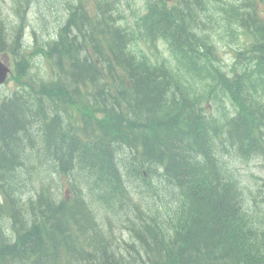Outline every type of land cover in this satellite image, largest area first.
Returning <instances> with one entry per match:
<instances>
[{
  "label": "trees",
  "instance_id": "1",
  "mask_svg": "<svg viewBox=\"0 0 264 264\" xmlns=\"http://www.w3.org/2000/svg\"><path fill=\"white\" fill-rule=\"evenodd\" d=\"M96 1L103 4V9L108 12L106 25L92 31L91 56L87 54L81 59L79 53H75L74 74L78 76L77 79L88 77L92 84L99 82L101 86L86 99L80 94L75 96L77 87L69 81L70 79H62L64 94L54 96L63 104L75 107L82 116L89 110V104H99L100 116L97 119L90 117L84 123L69 129L65 127L59 115L55 120L45 123V114L52 109L43 106L40 114L44 115L41 126L45 127L42 143L45 158L50 160L60 174H67L71 167L81 172L82 176L93 175L96 183L102 188V197L110 198L120 189L117 188L119 180L113 179L110 174L115 169V157L118 156L117 152L120 154V150L129 144L130 148L123 161H126L129 167L133 166V169L128 170L124 163H121L122 172L136 169L153 171L159 167L167 187H179L185 201L189 202L191 199L186 208L179 207L182 213L176 216L178 222L172 225L165 235L164 245L162 242L157 243L161 248L170 249L167 259L171 261H167V264H216L213 253L219 252L220 249L225 254L220 264H262L264 257L260 256L258 243L247 244L242 236V232L246 233V218L240 213V203L246 201L250 194H247V189L239 184L235 177H228L230 171L224 157L239 159L241 156L237 151L247 154L252 148L254 153L261 152L256 146L259 136L264 135V107L252 94L257 92V88L258 91L264 90V46L256 45L252 51V66H248L249 69L246 68L242 74L223 75L217 70L215 57L211 55L215 49L210 37L200 29L195 13H189L177 6L170 9L166 6H154L149 8L144 16L137 14L133 28L128 25L122 27L117 23L118 19L122 18L121 13L117 11L118 0ZM206 1L208 0H202L201 4ZM73 3L69 1V4H63L60 9L62 17L66 12L72 11ZM26 4H23L24 11L27 10ZM214 5L217 4L212 3V6ZM249 8L257 11V6L251 5ZM127 10L135 14L131 8ZM67 19L61 18L58 22ZM71 21L76 22V19L72 17ZM247 21L249 25V20ZM93 24L97 26V19ZM29 25L20 24L17 32L15 30L8 38L0 31L1 55L9 53L14 61H23L22 55L26 49L22 35ZM45 27L41 30L31 28L32 42L38 35L39 42H42L43 37L39 33L44 32L42 34L45 35ZM251 28L257 40L264 42V30L254 21L248 26L249 32H252ZM76 29L80 34V28L76 26ZM83 30L87 29L84 27ZM99 32L105 35L97 38L96 34L99 35ZM144 39L150 43L157 39L164 40L178 51L181 64L191 63L193 70L199 67L210 71L197 77L204 78L211 87L216 85L231 92L229 98L235 107V115L224 124L213 122L209 129L202 114L196 116L186 111L189 108L196 110L202 104L200 100H187V86L183 79L164 73L157 75L148 72L145 64L140 68L133 67L132 54H141L138 45L141 43L139 40ZM76 43L67 39L63 42L71 48H74ZM61 48L51 46L47 47V51L50 57L54 58L63 53L64 46ZM212 68L213 70H210ZM172 79L184 86L178 90ZM130 83L134 86L131 91ZM185 103L186 110L182 107ZM22 106H27L23 110H36L39 109L40 103L30 101L28 94L10 93L9 98L6 97L0 105V264H46L49 256L56 250L54 242L58 237L64 236L66 249V239L73 242L75 238L85 237L82 218L86 212V203L78 194H73L68 201L62 199L56 202L43 185L37 191H25L20 185L17 189L10 188L15 184L13 181L20 178V172L24 169L21 163L24 148L9 150L7 146L12 139L9 138L11 133H8L5 122L13 120L17 109ZM132 106L143 113L139 115H144L147 125L135 117ZM183 114V119H180ZM20 116L13 120L11 126ZM221 127L224 133L219 132ZM133 138L136 139L134 144L130 142ZM222 138L223 142L220 141L215 146L216 149L223 146L219 156H216L212 140ZM175 139L178 142L185 140L184 145L180 147ZM189 157L193 159L192 164L188 162L189 165H184L185 159ZM29 176L28 174V178ZM172 176L180 180L172 182ZM135 207L150 222H161L162 216L159 212L151 210L143 203H136ZM70 208L76 211H67ZM129 210L131 212V206ZM128 219L129 226H135L139 222L136 216ZM103 240L101 236H92L77 252L86 254L88 249ZM202 250H206L204 256ZM193 251L197 256L192 257V260L196 261H188V253ZM202 256L207 262L199 263Z\"/></svg>",
  "mask_w": 264,
  "mask_h": 264
},
{
  "label": "rangeland",
  "instance_id": "2",
  "mask_svg": "<svg viewBox=\"0 0 264 264\" xmlns=\"http://www.w3.org/2000/svg\"><path fill=\"white\" fill-rule=\"evenodd\" d=\"M55 1H59L58 4H57L56 13L62 17V12H61L60 9L63 7V4L64 3H68L69 4V1H74V0H63V1L55 0ZM133 1L137 2V0H133ZM217 6L218 5L212 6V4H209L207 6V10L209 11V10H211L214 7H217ZM259 7L262 9L261 3L259 4ZM29 24H30L29 27H27L25 29V32L22 35L23 41H24V39H29L31 41V38L28 37V33H31V28H34L36 30H41L43 27L46 26L45 28L47 29L48 26H49V23L46 20H43V19H41V21H40V19H38V20L35 19L33 22H31ZM42 33H44V32H42ZM42 33H39V34L41 36H43ZM219 45H223V44L220 42ZM140 46H141L142 51H143L142 44ZM142 51L140 50L141 53H142ZM221 55H222V58L224 60L225 65H226L225 71L228 72L229 69H230V66L233 63L232 62V59H233L232 54L230 53V51L228 50V48L222 47L221 48ZM36 60H37L36 63L38 65L43 64L42 60H40V59H36ZM195 81L197 83V80H195ZM12 87H13V85L10 82L8 84H5L4 86L0 87V99L3 98L8 93H10L11 90H12ZM201 91L204 92L203 89H201ZM23 109H24L23 107H20V108L17 109L18 111L16 112V115H18V116L16 117V115H15L14 116V119L15 118H18L22 114ZM13 120L10 121V119H9L8 122H5L7 124V127H8V133H11L10 136H9V138L12 139L11 142H10V144H8L7 147L9 148V150H19L20 148H22V146L25 145L26 136L27 135L24 134V129H25L24 127H25V125L23 123H21L20 121L15 122L14 125L11 126V124L13 123ZM211 125H213L212 122H210L208 124V127L211 126ZM169 136H172V135L169 134ZM30 139H31L32 142L37 143V137L35 135H32V136L30 135ZM175 141H176V144L179 145L180 147H182L184 145L183 143H185V140L183 142H178L175 139ZM216 144L217 143L215 141H213V145H216ZM222 148H223V146L219 147L218 150H220V152H221ZM115 151H118V150H115ZM117 154H118V152H117ZM225 161H226L227 166L229 167V171L234 175V177L237 180H243L244 184L247 185L248 187H250L251 189H254L253 188L254 187V181L250 177V175H254L255 177H262V176H264L263 171H261V169H260V161L259 160H254L249 165H246L243 162H240L238 160V158H231V157H228L227 158V156H226V158L224 157V162ZM62 162L63 163H66L64 160H62ZM188 162L192 164L193 159L191 157L186 158L185 159V162H184V165L186 163L188 164ZM121 163H124V166L127 167L128 170H129V168H130V170L133 169V166L132 167H129V165L127 164L126 161H122ZM33 164H35V163H33ZM44 166H42V164L36 165V168L34 170V173H33L32 177H31V179H28V173L26 172L27 168L22 169L21 172L19 171L21 173L20 178L17 179V180L15 179V181H13V183H15V184H13V185L10 184L11 185L10 188L17 189L18 186L20 185L23 189H25V191L26 190H32L34 188H37L38 187V183H42L44 181V178H45L47 180V183L49 182V184H56L59 187L60 193L57 195V198L58 199L59 198H62L64 196V194H65L64 192H65L66 184H67L66 179L63 178V177H54V178H52V180L49 181V176H47V173H46V170H45V167ZM19 172L17 173V175L19 174ZM69 175H70L69 176V179H75V181H77L81 185L85 181L84 180V176L81 175V172L75 173V171H73V174H69ZM132 186L139 193L138 196L135 198L137 201H139V200H145V199H149L150 198L149 195H148V193H147V191L149 190L148 188H145L142 185V187L144 189V197H145V199H143L144 198V197H142V193L143 192L140 189L136 188V186H134V185H132ZM82 187L85 189V191H86V188H88V187H89L90 190H93L94 191V189L91 187L90 183H88V182L85 183V185H82ZM159 187H162V186H159ZM157 190H158V188H157ZM67 196H68V194H67ZM247 202H248V205L252 207L253 201L251 200L250 197L247 199ZM149 204H150L149 205L150 207H152V206L158 207V205H160L161 202H159L158 200H155V201H149ZM67 211H76V210L73 209V208H70ZM158 212L159 213H162V214H166V212H164L162 210H159ZM125 213H126V215L130 219L133 217V216L132 217L129 216V213H130L129 206H127L125 208ZM127 216H126V219L128 218ZM115 224H118V223H114V225ZM121 227H122L121 225H118L117 232L115 233V235L113 237V241L115 243H119V240L120 239L124 240L125 242H128V235L125 234V233L124 234L122 233V230H121L122 228ZM66 241H67V243L69 245L72 244V241L71 240L66 239ZM98 252L100 253V251H98ZM202 252H203V256H204L206 254V250H202ZM195 255L197 256V254H193L192 257H196ZM203 256H202V258L199 259V261H200L199 263H205V262H207V261H204L203 260ZM189 260L190 261H196L195 259H193V260L192 259H189ZM189 264H193V263H189Z\"/></svg>",
  "mask_w": 264,
  "mask_h": 264
},
{
  "label": "bare ground",
  "instance_id": "3",
  "mask_svg": "<svg viewBox=\"0 0 264 264\" xmlns=\"http://www.w3.org/2000/svg\"><path fill=\"white\" fill-rule=\"evenodd\" d=\"M75 1V0H74ZM73 1V2H74ZM38 19H40V18H36V20H38ZM40 21H41V19H40ZM64 21V20H63ZM197 22V21H196ZM40 23V22H39ZM41 26V25H40ZM19 27V26H18ZM16 32H17V30H16ZM61 32V31H60ZM62 33V32H61ZM4 35L6 36V38H8V36H10V35H12V33H7V32H4ZM28 37H30V33H28ZM42 37H44V35L42 36ZM5 40V39H4ZM38 41H40V39H38ZM115 41V40H114ZM24 43H25V49H32V45H33V42L32 41H30L29 39H24ZM15 45V44H14ZM14 45H12V47L14 46ZM21 46V45H20ZM142 47H143V45H142ZM14 48V47H13ZM17 48H18V46H17ZM144 48V47H143ZM21 52V51H20ZM56 53V52H55ZM54 53V54H55ZM122 55V54H121ZM123 55H126V54H123ZM0 56H4V57H11V54H5V55H0ZM23 56V55H22ZM54 56V55H53ZM36 61L37 60H35L34 61V63L36 64ZM90 62V61H89ZM119 67V66H118ZM124 67V66H123ZM77 68V67H76ZM217 70L221 73V71L222 70H220L219 68H217ZM223 75H225V74H223ZM227 76H230V75H228V74H226ZM77 76V75H76ZM78 77V76H77ZM84 79V78H83ZM86 79V78H85ZM84 79V80H85ZM195 80H197V83H202V84H207V86H206V89H205V91L203 92V94H202V97L204 96V95H206L207 93H208V91L212 88L211 87V84H209V83H207L206 81H205V79L204 78H202V79H200V78H198L197 76L195 77ZM63 81V80H62ZM66 81H68V80H66ZM69 81H71V80H69ZM132 81V80H131ZM146 84V83H145ZM66 85H67V83H66ZM72 85V84H71ZM147 85V84H146ZM4 86V85H3ZM62 86H63V84H62ZM142 86H144V85H142ZM64 87L65 86H63V89H64ZM134 87V86H133ZM71 88V87H70ZM73 88V87H72ZM142 94H144V93H142ZM146 94H148V92H146ZM9 95H10V93H8L7 95H5L3 98H2V100H1V103L4 101V99L7 97V98H9ZM55 95H57V94H55ZM74 95V94H73ZM140 95V94H139ZM12 96V95H11ZM10 96V97H11ZM104 96V95H103ZM101 97V96H100ZM142 97V96H141ZM146 98L148 99V97L146 96ZM150 98H151V95H150ZM14 99V98H13ZM18 99V98H17ZM77 99V98H76ZM16 100V99H15ZM145 101V100H144ZM148 100H146V102H147ZM182 101V100H181ZM150 103L152 102V101H149ZM163 102V101H162ZM167 102V101H166ZM8 103V102H7ZM6 103V104H7ZM17 103V102H16ZM153 104H154V102H153ZM23 107V106H22ZM168 107V106H167ZM11 108V107H10ZM12 108H13V106H12ZM15 108V107H14ZM8 110V109H7ZM157 110L159 111V109L157 108ZM223 116V115H222ZM135 118V117H134ZM133 119V118H132ZM221 124H224V122L223 121H219ZM223 122V123H222ZM5 125V124H4ZM60 128V127H59ZM134 130V129H133ZM136 130V129H135ZM214 131V130H213ZM210 133V132H209ZM116 139V138H115ZM205 139V138H204ZM158 142V141H157ZM175 142V141H174ZM135 143V142H134ZM255 144V143H254ZM171 146V145H170ZM163 147V146H162ZM172 147V146H171ZM95 149V148H94ZM174 150V149H173ZM144 152H145V150H144ZM195 152V151H194ZM3 154V153H2ZM214 154V153H213ZM146 155V154H145ZM195 155V154H194ZM199 156V155H198ZM217 156V155H216ZM143 157V156H142ZM175 157V156H174ZM247 157V155L245 156V158ZM160 158V157H159ZM158 158V159H159ZM244 157H243V160L245 159ZM141 159V158H140ZM205 159V158H204ZM206 160V159H205ZM143 162V161H142ZM146 162V161H145ZM263 163H264V160H263ZM138 166V165H137ZM162 166V165H161ZM108 168V167H107ZM146 168V167H145ZM110 169V168H109ZM122 170V169H121ZM155 170V169H154ZM124 172V171H123ZM167 172V171H166ZM168 173V172H167ZM180 174V173H179ZM181 175V174H180ZM70 176V175H69ZM179 176V175H178ZM185 176V175H184ZM193 178V177H192ZM223 180V179H222ZM15 181V180H14ZM209 182V181H208ZM168 184V183H167ZM185 184V183H184ZM220 185V184H219ZM171 186V185H170ZM24 194V193H23ZM209 194V193H208ZM241 194V193H240ZM237 197V196H236ZM50 201V200H49ZM54 201V200H53ZM18 202V201H17ZM16 204V203H15ZM38 205V204H37ZM13 206V205H12ZM22 207V206H21ZM29 208V207H28ZM46 208V207H45ZM222 208V207H221ZM63 209V208H62ZM61 209V210H62ZM232 208H230V210H231ZM29 210V209H28ZM27 210V211H28ZM229 210V211H230ZM18 211V210H17ZM15 212V211H14ZM71 212V211H70ZM21 213H22V211H21ZM27 214V213H26ZM30 214V213H29ZM19 215V214H18ZM128 217V216H127ZM6 218V217H5ZM22 219V218H21ZM20 219V220H21ZM32 219V218H31ZM127 221H128V218H127ZM138 221V220H137ZM15 223V222H14ZM204 225V224H203ZM26 227V226H25ZM19 230H21V229H19ZM183 230V229H182ZM201 230V229H200ZM37 231V230H36ZM10 232V231H9ZM200 232V231H199ZM14 234V233H13ZM38 234H39V232H38ZM93 239V238H92ZM94 240V239H93ZM118 240V239H117ZM40 241H41V239H40ZM9 242V241H8ZM169 243V242H168ZM96 245V244H95ZM25 247V246H24ZM79 250V249H78ZM89 250V249H88ZM216 263V262H215Z\"/></svg>",
  "mask_w": 264,
  "mask_h": 264
}]
</instances>
